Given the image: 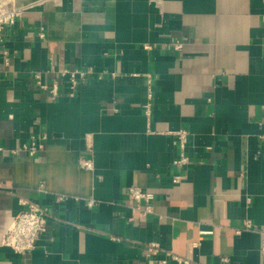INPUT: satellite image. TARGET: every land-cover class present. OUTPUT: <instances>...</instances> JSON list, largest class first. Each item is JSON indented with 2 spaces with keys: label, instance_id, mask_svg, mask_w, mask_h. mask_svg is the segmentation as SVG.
Instances as JSON below:
<instances>
[{
  "label": "crops",
  "instance_id": "crops-1",
  "mask_svg": "<svg viewBox=\"0 0 264 264\" xmlns=\"http://www.w3.org/2000/svg\"><path fill=\"white\" fill-rule=\"evenodd\" d=\"M263 17L264 0L26 11L0 43V264H264ZM65 69L92 72L72 88ZM138 185L154 193L147 216ZM26 200L47 208V231L15 251L2 240Z\"/></svg>",
  "mask_w": 264,
  "mask_h": 264
},
{
  "label": "built area",
  "instance_id": "built-area-1",
  "mask_svg": "<svg viewBox=\"0 0 264 264\" xmlns=\"http://www.w3.org/2000/svg\"><path fill=\"white\" fill-rule=\"evenodd\" d=\"M46 1L49 0H34L30 3L18 5L15 0H0V43L5 44L8 41L10 33L17 25V22L23 17V14L32 9L33 7L44 4ZM264 19V17H263ZM175 50H180L182 48V42L176 41L173 43ZM264 47V42H263ZM5 63L9 64V51L7 49L3 50ZM92 71L88 70H68L65 69L61 72L62 77H68L72 84V88L77 87L79 82L85 80L88 74ZM35 78L37 85L42 89L50 90L53 96H57L60 91V86L58 83H53L52 86L47 84L44 79H42L41 74L36 73ZM175 136L177 137V141H175L176 145L179 148V156L175 163L177 164H184L188 163L189 157L186 154V137L187 131L186 130H177L174 132ZM39 147L36 145L35 142L26 146L24 149L29 150V153L34 155L35 152L38 150ZM83 165L87 168H92V163L90 161H86ZM4 188L2 184H0V191ZM130 196L133 200L137 202L136 206H133V211L141 212L143 216H147L152 212V205L151 202L155 198L154 193L149 191L143 187L138 186H131L129 188ZM68 196H58L57 201H63ZM145 202V208H141L139 205L140 202ZM22 204L26 206L24 210L19 211L17 213L9 226L7 233L2 240L4 245L10 246L15 251H25L33 249L37 246L38 241L47 231V217H48V210L47 208L43 207L35 202L32 201H22ZM87 204L92 206L94 205L93 200H88ZM247 229H254V225L250 220H247L244 226L238 231L247 230ZM262 233V241L260 251L262 257L264 258V230H261ZM149 251L154 252L160 249V246L152 242L148 245ZM173 259L180 263L184 264H196L190 260H186L180 258L178 256H173Z\"/></svg>",
  "mask_w": 264,
  "mask_h": 264
}]
</instances>
